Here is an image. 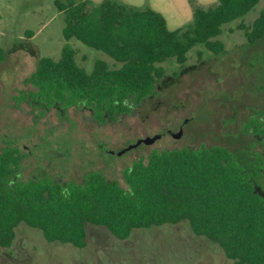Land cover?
I'll return each instance as SVG.
<instances>
[{
  "label": "trees",
  "instance_id": "16d2710c",
  "mask_svg": "<svg viewBox=\"0 0 264 264\" xmlns=\"http://www.w3.org/2000/svg\"><path fill=\"white\" fill-rule=\"evenodd\" d=\"M194 13L175 30L151 7L143 9L122 0H55L65 15V44L58 59L42 56L29 81L34 97L48 107L87 103L102 119L122 114L128 102L139 103L166 75L165 62L185 64L189 52L203 46L224 51L220 38L226 26L240 20L251 44L264 37V8L246 24L260 0H218L209 8L190 0ZM101 51L116 62L99 58L88 71L77 61L71 40ZM6 50L0 45V62ZM249 132L262 150L250 157L224 145L197 149L154 150L124 170L127 187L101 171L90 172L83 183L62 184L53 178L19 179L18 149H0V248H10L21 222L42 230L49 242L88 245L87 223L128 238L136 228L188 220L192 230L217 243L233 264H264V110L251 118ZM260 173V175H258Z\"/></svg>",
  "mask_w": 264,
  "mask_h": 264
},
{
  "label": "rangeland",
  "instance_id": "374dc122",
  "mask_svg": "<svg viewBox=\"0 0 264 264\" xmlns=\"http://www.w3.org/2000/svg\"><path fill=\"white\" fill-rule=\"evenodd\" d=\"M54 1L0 0V45L6 50L0 62V149H18L20 180L83 183L97 170L127 187L124 170L135 160H147L154 150L220 144L237 153L247 151L251 158L261 152L258 137L246 124L264 110V37L251 44L237 27L240 20L233 22L220 36L223 52L197 46L185 64L165 62L166 75L150 96L139 103L129 101L125 112L102 119L87 103L48 107L33 96L37 88L29 76L39 58L58 59L65 44V15ZM122 1L155 9L171 30L193 19L190 0ZM195 2L209 8L218 0ZM263 8L260 0L243 22L252 23ZM71 42L78 63L88 71L99 58L116 65L105 53ZM182 124L180 136L164 135L127 149L167 129L178 132ZM256 164L264 167L260 160ZM87 232L88 245L76 247L49 242L41 229L21 222L12 246L0 248V264H233L217 243L196 234L188 220L136 228L126 239L92 223H87Z\"/></svg>",
  "mask_w": 264,
  "mask_h": 264
},
{
  "label": "water",
  "instance_id": "95a60500",
  "mask_svg": "<svg viewBox=\"0 0 264 264\" xmlns=\"http://www.w3.org/2000/svg\"><path fill=\"white\" fill-rule=\"evenodd\" d=\"M181 134H182V132L180 131V132H177V133L175 134V136H180ZM160 136H161V135L156 134V135H154V136H152V137L148 136V137H146V138H142V139H140L137 143H135V144H133V145H130L127 149L135 148V147H137L138 145H140L141 143H146V144L154 143L157 139L160 138ZM127 149H126V150H127Z\"/></svg>",
  "mask_w": 264,
  "mask_h": 264
},
{
  "label": "flooded vegetation",
  "instance_id": "af4514ba",
  "mask_svg": "<svg viewBox=\"0 0 264 264\" xmlns=\"http://www.w3.org/2000/svg\"><path fill=\"white\" fill-rule=\"evenodd\" d=\"M187 122V121H186ZM184 127H185V124H182L181 126H180V130L178 131V132H182V130H183V132H184ZM177 132H174L173 130H171V129H167L164 133H159V135H161L160 136V138H162L164 135H172V136H175V134H176ZM159 138V139H160ZM261 191L264 193V189L262 190L261 189Z\"/></svg>",
  "mask_w": 264,
  "mask_h": 264
}]
</instances>
